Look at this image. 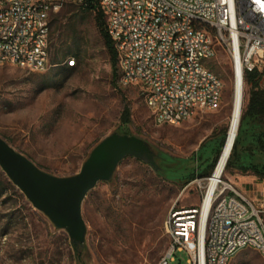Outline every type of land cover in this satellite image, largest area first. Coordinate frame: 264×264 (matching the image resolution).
Listing matches in <instances>:
<instances>
[{"label": "rangeland", "instance_id": "374dc122", "mask_svg": "<svg viewBox=\"0 0 264 264\" xmlns=\"http://www.w3.org/2000/svg\"><path fill=\"white\" fill-rule=\"evenodd\" d=\"M50 22V55L62 40L71 45L76 29L82 60L72 69L65 59L49 60L42 72L1 65L0 137L41 170L59 177L78 172L90 150L114 132L145 141L156 167L126 156L109 180L97 182L81 204L86 232L78 245L0 170V264H156L167 246L166 215L173 208L199 204L203 190L192 181L212 174L223 146L234 85L229 58L217 45L208 61L223 83L216 110L200 112L180 125L158 126L136 87L111 81L90 13L67 4L51 13ZM242 86L243 104L244 82ZM220 179L252 196L264 177L233 162ZM174 258L171 264H187L185 251L174 252ZM229 264H264V259L244 248Z\"/></svg>", "mask_w": 264, "mask_h": 264}, {"label": "built area", "instance_id": "2783aa9c", "mask_svg": "<svg viewBox=\"0 0 264 264\" xmlns=\"http://www.w3.org/2000/svg\"><path fill=\"white\" fill-rule=\"evenodd\" d=\"M88 2L104 13L119 83L139 90L154 125H180L219 107L223 83L208 66L217 45L233 81L264 68V0H0V66L46 70L51 13ZM208 179L192 181L203 190L198 205L166 215L167 246L156 264L173 263L176 251L186 252L187 264H229L244 248L264 259V179L252 196L221 180L208 196Z\"/></svg>", "mask_w": 264, "mask_h": 264}, {"label": "water", "instance_id": "95a60500", "mask_svg": "<svg viewBox=\"0 0 264 264\" xmlns=\"http://www.w3.org/2000/svg\"><path fill=\"white\" fill-rule=\"evenodd\" d=\"M133 156L156 167L148 145L140 138L111 133L89 152L78 172L59 177L37 167L0 137V170L51 223L64 229L74 245L84 241L81 204L99 181L111 178L118 163Z\"/></svg>", "mask_w": 264, "mask_h": 264}, {"label": "trees", "instance_id": "16d2710c", "mask_svg": "<svg viewBox=\"0 0 264 264\" xmlns=\"http://www.w3.org/2000/svg\"><path fill=\"white\" fill-rule=\"evenodd\" d=\"M76 7L80 11L92 15L94 28L108 58L111 69V81L114 82L118 79L117 55L113 42L106 30L104 13L96 3L92 2H88L86 6ZM50 26L51 22L49 21ZM207 29L213 32L212 28ZM52 34V30H50L49 39H51ZM70 39L71 45L65 46V41L62 40L52 56L50 55V60L53 63L71 58L77 63L82 60L81 48L78 43L81 37L76 29H72ZM66 67L72 69V67ZM243 82L246 86V91L245 93L243 92V104L237 133L225 169H228L230 164L234 162L242 171H249L264 177V68L246 72ZM247 153L248 155H246Z\"/></svg>", "mask_w": 264, "mask_h": 264}, {"label": "bare ground", "instance_id": "6f19581e", "mask_svg": "<svg viewBox=\"0 0 264 264\" xmlns=\"http://www.w3.org/2000/svg\"><path fill=\"white\" fill-rule=\"evenodd\" d=\"M233 95H232V104H231V114L228 122L226 137L219 153L217 162L214 166L212 174L208 179V196L211 190L218 184L221 180V175L224 172L226 163L230 156L232 144L237 133V128L239 124V117L242 108V81L239 77H236L233 81ZM234 145V144H233ZM206 216V207L203 208V221Z\"/></svg>", "mask_w": 264, "mask_h": 264}]
</instances>
